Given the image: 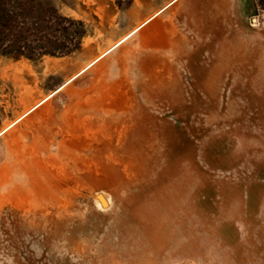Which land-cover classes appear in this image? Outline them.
<instances>
[{
  "label": "rangeland",
  "instance_id": "rangeland-1",
  "mask_svg": "<svg viewBox=\"0 0 264 264\" xmlns=\"http://www.w3.org/2000/svg\"><path fill=\"white\" fill-rule=\"evenodd\" d=\"M43 1L85 34L0 56V264H264L260 0Z\"/></svg>",
  "mask_w": 264,
  "mask_h": 264
},
{
  "label": "trees",
  "instance_id": "trees-1",
  "mask_svg": "<svg viewBox=\"0 0 264 264\" xmlns=\"http://www.w3.org/2000/svg\"><path fill=\"white\" fill-rule=\"evenodd\" d=\"M77 25L83 28L82 22L64 17L43 0H0V56L39 60L69 55L85 34L74 30Z\"/></svg>",
  "mask_w": 264,
  "mask_h": 264
},
{
  "label": "crops",
  "instance_id": "crops-1",
  "mask_svg": "<svg viewBox=\"0 0 264 264\" xmlns=\"http://www.w3.org/2000/svg\"><path fill=\"white\" fill-rule=\"evenodd\" d=\"M174 1H175V3H174ZM176 1H177V0H172V1H170L169 3H166V4L164 5V7H163L162 9H160L159 11L163 10L166 6L168 7L171 3H174V4L178 3L180 0H178L177 2H176ZM174 4H173V5H174ZM173 5L171 4L170 7H172ZM170 7H168L167 9H169ZM167 9H165L164 11H166ZM159 11H157V12H156L155 14H153L152 16L145 18L144 21H143L142 23H140V25L137 26L136 28H138V27H140L141 25H143L148 19L153 18L154 15H156ZM164 11H163V12H164ZM163 12H162V13H163ZM162 13H161V14H162ZM159 15H160V14H159ZM159 15H158V16H159ZM158 16H157V17H158ZM157 17H154V18H153L148 24L144 25V26H143L139 31H137L133 36L137 35L140 31H142L146 26H148V25H149V24H150L155 18H157ZM136 28H135V29H136ZM135 29H133V30H135ZM133 30H132V31H133ZM132 31H131V32H132ZM131 32H130V33H131ZM130 33H129V34H130ZM127 35H128V34H127ZM127 35H126V36H127ZM133 36H131L130 38H132ZM130 38H129V39H130ZM129 39H127V40H129ZM127 40H126V41H127ZM126 41H125V42H126ZM125 42H124V43H125ZM124 43H123V44H124ZM123 44H122V45H123ZM119 47H120V46H119ZM119 47H117L116 49H118ZM116 49L112 50L109 54H111L112 52H114ZM109 54H107V55H109ZM107 55H106V56H107ZM106 56H105V57H106ZM105 57H103L102 59H104ZM102 59H101V60H102ZM101 60H99V61H101ZM99 61H98V62H99ZM98 62H97V63H98ZM97 63H96V64H97ZM96 64H95V65H96ZM172 233H173V232H172ZM172 233H170L171 235L169 234V236H168L167 238H163V239H159V238H158V239L154 240V243L151 242V250H152V252H153V254H154L155 260H156L157 258H158V259H162V256H161L160 254H158L159 252H158V250L156 249L158 246H161L162 244H165L166 247L169 248V249L172 251L173 241H174V238H173ZM153 245H154V248H155V246H156L155 249H153V247H152Z\"/></svg>",
  "mask_w": 264,
  "mask_h": 264
},
{
  "label": "bare ground",
  "instance_id": "bare-ground-1",
  "mask_svg": "<svg viewBox=\"0 0 264 264\" xmlns=\"http://www.w3.org/2000/svg\"><path fill=\"white\" fill-rule=\"evenodd\" d=\"M174 2H175V1H174ZM171 4H173V3H171ZM171 4H170V5H171ZM170 5H169V6H170ZM167 8H168V7H166L165 9H167ZM162 11H163V10H162ZM155 16H156V15H155ZM149 22H150V21H149ZM145 23H146V22H145ZM145 23H144V24H145ZM144 24H143V25H144ZM140 29H141V28H140ZM136 30H138V29H136ZM131 34H134V32H132ZM131 36H132V35H131ZM131 36H129V37H131ZM127 38H128V37H127ZM124 40H126V37H125L123 40H121L117 45H115L113 48H111V50H112V49H115V47L118 46L119 44L121 45V44L124 42ZM109 51H110V50H109ZM110 52H111V51H110ZM108 53H109V52H108ZM108 53H107V54H108ZM104 56H105V54H104L103 56H100V57L103 58ZM100 57H99V58H100ZM99 58H98L97 60H95L94 62H92V63H91V64H90L85 70H87L88 68H90V67H91L92 65H94L96 62H98ZM85 70H82V72H83V71L86 72ZM77 75H78V74H77ZM77 75H76V76H77ZM77 77H78V76H77ZM74 78H75V77H74ZM74 78H72L71 80H69V82H71ZM68 84H69V83H68ZM65 86H66V84H65ZM60 89H61V88H60ZM43 102H44V101H43ZM43 102H42V104H43ZM42 104H38V106H39V105L41 106ZM36 107H37V106H36ZM36 107H35V108H36ZM33 109H34V108H33Z\"/></svg>",
  "mask_w": 264,
  "mask_h": 264
}]
</instances>
